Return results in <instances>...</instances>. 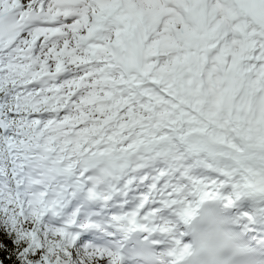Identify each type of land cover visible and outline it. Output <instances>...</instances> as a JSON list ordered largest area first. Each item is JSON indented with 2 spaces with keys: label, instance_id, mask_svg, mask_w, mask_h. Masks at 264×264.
<instances>
[{
  "label": "snow or ice",
  "instance_id": "snow-or-ice-1",
  "mask_svg": "<svg viewBox=\"0 0 264 264\" xmlns=\"http://www.w3.org/2000/svg\"><path fill=\"white\" fill-rule=\"evenodd\" d=\"M208 199L264 251V0H0V264H184Z\"/></svg>",
  "mask_w": 264,
  "mask_h": 264
},
{
  "label": "clouds",
  "instance_id": "clouds-1",
  "mask_svg": "<svg viewBox=\"0 0 264 264\" xmlns=\"http://www.w3.org/2000/svg\"><path fill=\"white\" fill-rule=\"evenodd\" d=\"M184 264H264L215 200H204L189 217Z\"/></svg>",
  "mask_w": 264,
  "mask_h": 264
},
{
  "label": "bare ground",
  "instance_id": "bare-ground-1",
  "mask_svg": "<svg viewBox=\"0 0 264 264\" xmlns=\"http://www.w3.org/2000/svg\"><path fill=\"white\" fill-rule=\"evenodd\" d=\"M79 204L77 205H74V207L78 206ZM220 206L222 207V205L220 204ZM69 208H71L70 206L68 207V209L66 210V214L68 215L69 213ZM86 208V209H85ZM97 207H94L92 205V209H90L89 205H87L86 207H82L81 210L79 211V215L81 217H85L87 215H90L92 212H94L96 210ZM251 206L247 203V202H242L241 205L235 209H231V210H227L228 211V214L235 220L239 215H242L243 213L245 212H248L250 210ZM85 209V210H84ZM84 210V211H83ZM226 211V210H225ZM69 216V215H68ZM259 227L261 229H264V223H262L261 225H259ZM186 231V229H185ZM134 234V233H132ZM131 234V235H132ZM138 236L144 240V234L143 233H137ZM129 235V236H131ZM128 236V237H129ZM125 239V237L123 235H120L119 239H118V242L119 241H123ZM189 241L188 238H185V243H187ZM125 264H144L142 263L141 261H138V260H135L131 257L127 258Z\"/></svg>",
  "mask_w": 264,
  "mask_h": 264
}]
</instances>
